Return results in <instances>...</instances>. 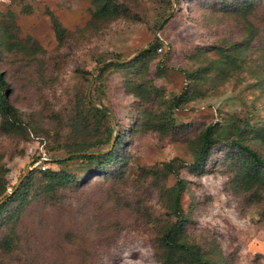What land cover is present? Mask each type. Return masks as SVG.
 <instances>
[{"label": "rangeland", "instance_id": "374dc122", "mask_svg": "<svg viewBox=\"0 0 264 264\" xmlns=\"http://www.w3.org/2000/svg\"><path fill=\"white\" fill-rule=\"evenodd\" d=\"M121 1L132 7L134 17L93 27L91 0H0V20H14L19 40L31 38L40 48L38 53L0 54L11 104L27 128L12 136L0 128L9 184L16 186L27 171L39 180L48 169L89 177L80 160L62 166L53 162L69 157L63 146L86 139L87 132L75 124L89 99L108 111L110 126L126 129L120 148L128 157L125 175L90 182L82 192L69 194L72 207L45 216L49 224H43L39 244L50 252L51 264H89L92 258L94 264H159L156 222L164 221L168 211L152 184L157 182L142 169L175 159L192 164L188 141L204 126L216 125L231 140L240 135L235 125L247 121L252 127L246 142L264 155L256 139V131L264 129V0H174L170 16L163 0ZM172 15L163 27L162 19ZM52 17L67 30L63 45ZM156 40L160 49L139 66L111 68L98 80L103 66L127 64ZM219 50L228 55L226 66ZM132 83L153 86L157 96L146 103ZM176 96H183L174 109L179 130L162 134L140 128V106L159 112ZM230 143L217 145L197 172L179 170L187 231L193 242L213 249L217 264H264V187L242 186L230 167L234 152L225 149ZM177 180L171 175L164 184L171 188ZM111 225L119 234L108 245L103 240L117 233ZM71 239L74 245L68 244Z\"/></svg>", "mask_w": 264, "mask_h": 264}, {"label": "trees", "instance_id": "16d2710c", "mask_svg": "<svg viewBox=\"0 0 264 264\" xmlns=\"http://www.w3.org/2000/svg\"><path fill=\"white\" fill-rule=\"evenodd\" d=\"M173 1L163 0L169 6L168 16L172 14ZM91 5L93 7V27L135 15L132 13V7L121 0H91ZM241 6L240 10H246L247 4L243 3ZM27 7H23L25 12H28L25 9ZM227 7V4L223 6L226 9ZM137 18L141 20V17ZM173 18L174 15L170 19L164 17L163 27ZM10 21L11 24L0 20V54L2 52L38 53L40 48L31 38L26 41L19 40L15 33L14 20L10 19ZM52 23L58 42L63 45L67 38V30L55 17H52ZM161 45L159 41L151 49L142 52L127 64L116 62L103 66L99 71L98 80H101L111 68L139 66L144 57L156 52ZM219 52L222 55V65L226 66L228 55H225L224 50H219ZM116 58L119 59L120 56ZM6 87L5 76L0 71V128L7 136L22 134L27 129L26 122L20 110L11 104L10 94ZM101 88L103 87L100 86V90ZM132 88L146 103L151 102L154 96H157L156 91L152 90L153 86H150V89H143L142 86L133 84ZM89 100L88 110H82L81 118L79 117V121L75 124L87 132L86 139L63 146L65 155L69 157L53 161L59 166L74 160L84 162V172L89 176L87 179H78L75 174L67 171L55 172L48 169L41 172L39 180L35 172L29 173L18 189L12 192L16 186L9 184L7 179L9 170L0 156V201L7 197L0 205V264H51L47 261L50 252L41 250L39 244L41 237H44L43 224H49L45 221L47 220L45 216L53 209L65 211L70 206L72 207L70 195L82 192L90 182L96 183L100 178L105 181L109 178L118 180L125 175L128 157L120 152V148L123 145L126 129L121 126L118 128L110 126L108 111L96 106L92 99ZM182 102L183 96H176L172 102L163 105L165 108L159 112H152L140 106L138 110L142 114L140 128L162 134L179 130L180 126L178 127L174 120V109H177ZM235 127L240 131L239 137L226 140L218 132L216 125L204 126L192 140L188 141L193 155V163L190 165L175 159L149 169H142L145 177L157 182L151 181L164 198L168 211L164 221L160 219L156 222L158 235L154 250L159 264H217L211 257L213 249H204L202 245L193 242L188 234L189 220L182 208L185 181L179 178L180 169L187 167L191 172H197L206 164L212 150L217 145L223 141H231L225 149L234 152L230 167L237 173V177H240L242 186L249 190H253L258 185L264 187V155L249 145L245 139L252 125L247 121H241L240 125L236 124ZM114 133H116L115 137ZM256 139L264 145L263 128L256 131ZM171 175H175L178 180L173 187L167 188L164 183ZM111 226L112 231H117V233L103 240L108 245L114 244L119 234L118 227ZM96 242L100 243L97 239ZM68 244L74 245L75 242L71 239ZM90 260L89 264H94L93 258L91 263Z\"/></svg>", "mask_w": 264, "mask_h": 264}, {"label": "water", "instance_id": "95a60500", "mask_svg": "<svg viewBox=\"0 0 264 264\" xmlns=\"http://www.w3.org/2000/svg\"><path fill=\"white\" fill-rule=\"evenodd\" d=\"M158 40H156L155 41V43H153L152 45H150V46H148L146 49H143V50H140L133 58H135V57H137L139 54H141L142 52H144L145 50H147V49H150L152 46H154L155 44H156V42H157ZM132 58V59H133ZM29 174V171H27L24 175H23V177L20 179V181L18 182V184L16 185V187H15V189H14V191H16L17 189H18V187L21 185V183L25 180V178L27 177V175ZM13 191V192H14ZM12 194V193H11ZM10 194V195H11ZM9 195V196H10ZM7 199V197L5 198V199H3V200H1L0 201V205L5 201Z\"/></svg>", "mask_w": 264, "mask_h": 264}]
</instances>
